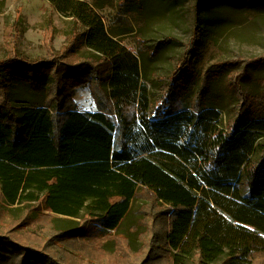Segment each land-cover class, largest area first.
<instances>
[{"label": "trees", "instance_id": "1", "mask_svg": "<svg viewBox=\"0 0 264 264\" xmlns=\"http://www.w3.org/2000/svg\"><path fill=\"white\" fill-rule=\"evenodd\" d=\"M48 2L83 31L53 63L0 61V264H264V79L198 72L197 22L160 75L97 0Z\"/></svg>", "mask_w": 264, "mask_h": 264}, {"label": "rangeland", "instance_id": "2", "mask_svg": "<svg viewBox=\"0 0 264 264\" xmlns=\"http://www.w3.org/2000/svg\"><path fill=\"white\" fill-rule=\"evenodd\" d=\"M97 1L109 19L108 26L116 30L133 29V36L124 38L130 49H145L147 58L148 52L156 51L154 59L146 62L150 70L160 75L169 74L184 53V45L189 43L197 22L204 31L196 52L195 69L199 72L210 66L221 68L225 65L246 74L243 86L249 94L258 95L261 90L264 79V0H235L221 4L215 0L211 6L208 5L210 1L205 0L203 10L198 12L195 0ZM82 31L71 18L55 10L48 0H0V61L14 53L28 63H53L51 55L59 54L74 42L77 32ZM11 32L17 38L14 46ZM75 47L79 54L88 55L85 47L76 42ZM12 81L16 88L23 84L22 77ZM88 85L90 87L76 89L74 97L79 109L93 111L97 108L90 93L94 84ZM43 214L48 213L43 211ZM8 224V219L0 221L1 226ZM25 229L47 239L36 226ZM133 245L136 247L138 241L134 240Z\"/></svg>", "mask_w": 264, "mask_h": 264}]
</instances>
